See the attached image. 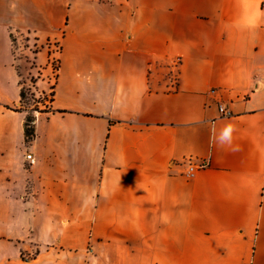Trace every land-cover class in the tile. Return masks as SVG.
Here are the masks:
<instances>
[{
	"label": "crops",
	"instance_id": "1",
	"mask_svg": "<svg viewBox=\"0 0 264 264\" xmlns=\"http://www.w3.org/2000/svg\"><path fill=\"white\" fill-rule=\"evenodd\" d=\"M0 264H264V0H0Z\"/></svg>",
	"mask_w": 264,
	"mask_h": 264
},
{
	"label": "rangeland",
	"instance_id": "2",
	"mask_svg": "<svg viewBox=\"0 0 264 264\" xmlns=\"http://www.w3.org/2000/svg\"><path fill=\"white\" fill-rule=\"evenodd\" d=\"M30 38L27 34H23L19 37H14V48L16 54V64L19 70V73H28V81L23 77L21 79L22 87L26 93V98L23 103L22 109L27 110L28 115H34L36 117L37 112L46 111L49 109L53 87L56 80V70L58 68V55L60 53V43L59 42H46L43 45V48L50 50L52 56L49 59L51 64L54 67L52 75H50L49 87L47 91L41 92L35 86L37 81L35 76L31 77V70L36 66L35 55L33 53L37 52L40 48L37 43L32 39V42H29ZM28 48L31 49L32 53L28 52ZM30 75V76H29ZM177 76V74H176Z\"/></svg>",
	"mask_w": 264,
	"mask_h": 264
},
{
	"label": "trees",
	"instance_id": "3",
	"mask_svg": "<svg viewBox=\"0 0 264 264\" xmlns=\"http://www.w3.org/2000/svg\"><path fill=\"white\" fill-rule=\"evenodd\" d=\"M12 40L14 41V38H12ZM53 96H54V93L52 94V100H53ZM20 97H21V100H20L21 106L19 108L18 107L11 108L7 106V109H10L13 111H19V112L20 111L28 112L27 110L21 108L26 98V93L23 87L21 88ZM35 121H36V117L34 115H28V114L26 115L25 122H24V131H25V139H26L27 144L31 143L36 137Z\"/></svg>",
	"mask_w": 264,
	"mask_h": 264
},
{
	"label": "built area",
	"instance_id": "4",
	"mask_svg": "<svg viewBox=\"0 0 264 264\" xmlns=\"http://www.w3.org/2000/svg\"><path fill=\"white\" fill-rule=\"evenodd\" d=\"M177 66V63H173L172 64V70L170 72V90H175L176 89V85H177V76L175 74V67ZM220 111L226 115H230V112L226 111L225 108L223 106H220ZM27 158L30 160V163H33L34 162V158L32 157V155H27ZM208 162L204 161V162H201L200 164L198 165H194V164H190V168L191 170L193 169H197V168H202V167H205L207 166Z\"/></svg>",
	"mask_w": 264,
	"mask_h": 264
},
{
	"label": "clouds",
	"instance_id": "5",
	"mask_svg": "<svg viewBox=\"0 0 264 264\" xmlns=\"http://www.w3.org/2000/svg\"><path fill=\"white\" fill-rule=\"evenodd\" d=\"M222 139H223V137H222Z\"/></svg>",
	"mask_w": 264,
	"mask_h": 264
}]
</instances>
